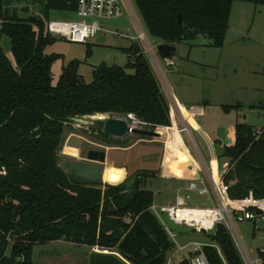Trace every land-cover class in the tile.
<instances>
[{"label": "trees", "instance_id": "trees-1", "mask_svg": "<svg viewBox=\"0 0 264 264\" xmlns=\"http://www.w3.org/2000/svg\"><path fill=\"white\" fill-rule=\"evenodd\" d=\"M17 1L0 0V264H33L36 244L60 239L108 250L93 252L89 264H168L176 242L151 210L155 193L146 183L155 176L193 178L196 166L182 136L165 129L173 115L148 58L132 42L125 48L126 65L104 62L88 83L79 73L81 61L75 59L54 84L52 66L60 55L45 51L58 39L48 31L51 11L76 12L79 0H37L42 13L27 18L12 10ZM134 1L153 37L175 45L204 35L217 48L225 45L235 1L264 4ZM2 35L10 38L14 61L1 46ZM241 107L222 106L226 112ZM129 113L165 141L159 171L138 170L114 184L64 170L59 151L72 117ZM96 130L110 144L124 141ZM230 137L228 144L217 141L231 159L224 174L229 195L242 198L252 191L264 198V128L257 131L239 121ZM210 236L203 249L211 264H246L224 225L218 224ZM259 254L264 264L261 249ZM193 255L172 264H191Z\"/></svg>", "mask_w": 264, "mask_h": 264}, {"label": "rangeland", "instance_id": "rangeland-1", "mask_svg": "<svg viewBox=\"0 0 264 264\" xmlns=\"http://www.w3.org/2000/svg\"><path fill=\"white\" fill-rule=\"evenodd\" d=\"M131 2L162 70L157 69L152 53L144 54L169 102L173 103L174 95L185 106H191L196 114L204 113L198 121L214 143L217 139L226 144L230 143V133L236 121H244L257 131L264 128V108L261 107L264 103V4L235 1L224 47L211 46L207 37L199 35L193 40L176 42V55L169 60L163 58L158 50L159 45L164 42L150 34L135 1L131 0ZM11 8L23 18L42 13V5L37 0H19L14 2ZM77 18L76 12L51 11V20ZM100 20L103 30L88 43L57 37L54 43L45 48L48 54L60 55L52 66L54 84L59 81L63 68L72 60L81 61L79 73L89 83L93 81L97 67L104 62L108 65H126L129 54L125 48L130 47L132 42L138 43L141 49L144 48L141 41L136 39L139 26L128 12L120 18ZM1 46L14 61L8 36H1ZM89 48L90 53H88ZM238 103L242 104L238 110L226 112L222 108L223 105ZM96 116L106 117V115ZM107 116L117 115L107 114ZM118 116L125 118L124 115ZM129 122L132 123L131 120ZM191 123L197 126L193 119ZM94 127L79 125L73 121L67 125L58 159L66 172L72 173V169L66 163L67 160L89 161L87 154L91 149L107 151V159L103 163L101 179L103 183H121L138 170L159 171L165 141L155 136L128 133L119 138L124 140L122 144L116 142L110 144L96 130L99 128L95 127L94 130ZM137 127L149 129L143 124H138ZM194 136L202 152L207 154L205 139L197 132ZM218 153L221 154L218 166L223 174L228 170L231 160L221 151L218 150ZM213 165L216 171V160L213 161ZM187 183L185 179H164L155 176L147 180L146 186L154 191L155 201L158 204H169L175 203L178 189L184 188ZM179 193L185 195L183 190ZM214 202L208 195L192 192L191 198L186 200V205L213 206ZM162 219L177 234L176 247L168 253V264L188 258L195 248L194 244L183 249H180L179 245H186L189 242H211L210 233H194L190 227L171 221L166 213H162ZM237 228L251 257L257 260V264H263L259 251L264 248V229L255 231L248 222H239ZM93 252L107 251L60 239L46 244H36L32 261L33 264H89Z\"/></svg>", "mask_w": 264, "mask_h": 264}, {"label": "built area", "instance_id": "built-area-1", "mask_svg": "<svg viewBox=\"0 0 264 264\" xmlns=\"http://www.w3.org/2000/svg\"><path fill=\"white\" fill-rule=\"evenodd\" d=\"M125 12L131 14L139 26L136 39H139L143 44L144 48L141 51L152 53L156 67L161 71L162 67L154 55L153 47L149 44L147 34L139 22L131 0H79L76 11L78 18L73 20H50L48 31L55 37L73 42L88 43L91 38L103 30L100 22L101 18H120ZM169 105L173 121L171 125L165 126V129L174 130L182 136L195 162L194 172L196 175L193 178L185 179L188 183L184 188L178 189L175 203L158 204L154 200L151 210L160 219L176 243L177 234L163 222L162 213H166L169 219L176 224H183L191 229L195 228L197 232H202V229H205L207 233L213 234L218 224L224 225L233 234L245 263L257 264V260L251 257L249 250L246 248L237 224L248 222L255 231L264 229V198L256 197L252 191L245 197L232 198L224 180L225 173L222 174L218 166L219 155L215 151L214 142L198 124L196 113L191 106H185L174 95L173 103L169 102ZM125 118L128 121L131 120L132 123H129L134 127H137L138 124H144L133 113H129ZM192 119L196 121L197 126L191 123ZM195 132L205 139V145L208 148L207 154L202 152L195 139ZM214 160L217 162L216 171L213 165ZM182 190L185 191V195L179 193ZM192 192L210 196L215 201V205L187 206L186 200L191 198ZM190 244L195 245L194 250H192L194 255L190 258L191 264H211L203 249L206 243L189 242L186 245H179V248L183 249ZM101 250L108 252L105 249ZM261 251L264 252V248H261Z\"/></svg>", "mask_w": 264, "mask_h": 264}, {"label": "water", "instance_id": "water-1", "mask_svg": "<svg viewBox=\"0 0 264 264\" xmlns=\"http://www.w3.org/2000/svg\"><path fill=\"white\" fill-rule=\"evenodd\" d=\"M179 22H182L181 15H179ZM160 55L171 60L176 55V46L170 43H162L158 47ZM93 115L86 116H74L71 121L87 126H95L101 129L109 136L121 138L128 133H138L150 136H159L158 132L150 129H141L130 125L129 121L124 117L107 116L104 120L96 119ZM87 158L89 161H81L75 159H69L66 161L67 165L74 171L79 177L87 180H101L104 170L103 163L107 159V151L99 149H91L88 151ZM192 232H197L195 228H192ZM203 233H207L205 229H202Z\"/></svg>", "mask_w": 264, "mask_h": 264}, {"label": "crops", "instance_id": "crops-1", "mask_svg": "<svg viewBox=\"0 0 264 264\" xmlns=\"http://www.w3.org/2000/svg\"><path fill=\"white\" fill-rule=\"evenodd\" d=\"M177 98V97H176ZM263 99L261 98V101H262ZM240 104V103H239ZM204 116V113L203 114H200V112H198V114H196V118H197V122H198V124L201 126V124L199 123V118H201V117H203ZM237 122H239V121H236V123ZM244 122V121H243ZM236 123L234 124V126H233V129H232V131L234 130V128H235V125H236ZM202 127V126H201ZM203 128V127H202ZM262 129V128H261ZM209 137V136H208ZM210 138V137H209ZM212 140V139H211ZM217 141H220V139L218 140L217 139ZM213 142V141H212ZM216 142V141H215ZM221 142V141H220ZM214 147H215V151H216V153L218 154V155H220V153H218V150H219V152H220V149L218 148V144H217V142L216 143H214ZM218 148V149H217ZM231 160V159H230ZM219 162V161H218ZM181 180V179H180Z\"/></svg>", "mask_w": 264, "mask_h": 264}, {"label": "bare ground", "instance_id": "bare-ground-1", "mask_svg": "<svg viewBox=\"0 0 264 264\" xmlns=\"http://www.w3.org/2000/svg\"><path fill=\"white\" fill-rule=\"evenodd\" d=\"M92 117L93 118H96V119H102V120H104L105 118H107V116L106 117H97L96 115H93ZM99 250H101V248H99Z\"/></svg>", "mask_w": 264, "mask_h": 264}]
</instances>
